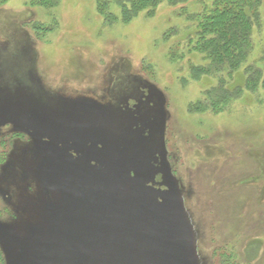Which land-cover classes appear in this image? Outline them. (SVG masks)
Returning <instances> with one entry per match:
<instances>
[{
    "label": "rangeland",
    "instance_id": "374dc122",
    "mask_svg": "<svg viewBox=\"0 0 264 264\" xmlns=\"http://www.w3.org/2000/svg\"><path fill=\"white\" fill-rule=\"evenodd\" d=\"M97 1L0 5V264H79L109 219L133 264H264V10L212 109L190 14Z\"/></svg>",
    "mask_w": 264,
    "mask_h": 264
},
{
    "label": "trees",
    "instance_id": "16d2710c",
    "mask_svg": "<svg viewBox=\"0 0 264 264\" xmlns=\"http://www.w3.org/2000/svg\"><path fill=\"white\" fill-rule=\"evenodd\" d=\"M8 0H0V5L5 6ZM60 0H35L41 7H55ZM196 0H98L97 12L111 25L120 22H130L140 14H155L160 5L166 3L178 7L179 14H190L188 21L197 24L194 37L188 39L195 47V52L202 55L204 65L191 66L189 72L194 79L203 77L217 78V85L209 88L205 93L215 98L211 108L226 106L227 99L239 97L243 90L240 87L228 88L227 79L231 80L234 72L238 71L254 50L253 29L261 28L264 0H206L202 1V9L189 13L186 5ZM110 2L120 9L121 17L110 13ZM192 14V15H191ZM182 58L178 52L173 54V59ZM248 78L245 88L256 92L259 87L264 88V77L259 67H248ZM232 95V96H231Z\"/></svg>",
    "mask_w": 264,
    "mask_h": 264
},
{
    "label": "water",
    "instance_id": "95a60500",
    "mask_svg": "<svg viewBox=\"0 0 264 264\" xmlns=\"http://www.w3.org/2000/svg\"><path fill=\"white\" fill-rule=\"evenodd\" d=\"M81 264H133L129 245L113 232V223L109 219L107 241L87 251Z\"/></svg>",
    "mask_w": 264,
    "mask_h": 264
},
{
    "label": "bare ground",
    "instance_id": "6f19581e",
    "mask_svg": "<svg viewBox=\"0 0 264 264\" xmlns=\"http://www.w3.org/2000/svg\"><path fill=\"white\" fill-rule=\"evenodd\" d=\"M84 256V255H83ZM82 258V257H81ZM82 260V259H81ZM81 260H80V262H79V264H81Z\"/></svg>",
    "mask_w": 264,
    "mask_h": 264
}]
</instances>
